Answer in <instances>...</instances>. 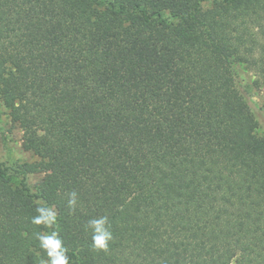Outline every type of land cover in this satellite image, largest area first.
Listing matches in <instances>:
<instances>
[{
    "label": "trees",
    "instance_id": "1",
    "mask_svg": "<svg viewBox=\"0 0 264 264\" xmlns=\"http://www.w3.org/2000/svg\"><path fill=\"white\" fill-rule=\"evenodd\" d=\"M239 67L264 92V0H0V99L37 158L0 163V264H48L35 234L53 230L70 264H264Z\"/></svg>",
    "mask_w": 264,
    "mask_h": 264
},
{
    "label": "rangeland",
    "instance_id": "2",
    "mask_svg": "<svg viewBox=\"0 0 264 264\" xmlns=\"http://www.w3.org/2000/svg\"><path fill=\"white\" fill-rule=\"evenodd\" d=\"M210 4H205V7ZM240 85L246 92L251 108L257 120L258 133L264 135V92L252 86L254 76L251 72L242 67L237 69ZM4 101L0 99V163L12 167L24 162H33L37 158L22 147V130L13 123L8 115V109L4 106ZM50 174L46 170L41 173L32 174L28 177V184L33 190V186L40 179Z\"/></svg>",
    "mask_w": 264,
    "mask_h": 264
},
{
    "label": "clouds",
    "instance_id": "3",
    "mask_svg": "<svg viewBox=\"0 0 264 264\" xmlns=\"http://www.w3.org/2000/svg\"><path fill=\"white\" fill-rule=\"evenodd\" d=\"M77 203V194H69L68 205L74 209ZM38 215L32 217L31 222L35 225H43L46 228H52L57 224V212L52 207L38 206L36 208ZM89 227L93 230V247L97 250H107L108 242L112 239L110 225L107 217L93 219L89 221ZM36 239L39 241L41 249L46 251L49 258L48 264H70V258L67 255L68 249L64 246L58 231L53 230L50 234L37 232Z\"/></svg>",
    "mask_w": 264,
    "mask_h": 264
}]
</instances>
